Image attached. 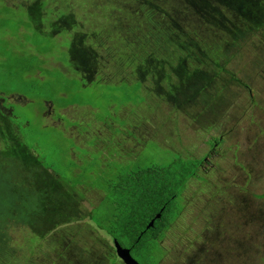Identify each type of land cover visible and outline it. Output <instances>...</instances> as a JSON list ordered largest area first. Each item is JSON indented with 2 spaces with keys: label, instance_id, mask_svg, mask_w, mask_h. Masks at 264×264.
Here are the masks:
<instances>
[{
  "label": "rangeland",
  "instance_id": "374dc122",
  "mask_svg": "<svg viewBox=\"0 0 264 264\" xmlns=\"http://www.w3.org/2000/svg\"><path fill=\"white\" fill-rule=\"evenodd\" d=\"M230 1L235 9L226 0H195L196 8L185 0H0V12L3 3L12 8L0 15V90L11 92L0 95L3 122L41 163L0 155L1 196L16 192L8 209L21 211L23 223L7 239L0 228V264H15L20 253V264H124L112 260L106 230L123 214L110 200L127 199L121 187L137 170L181 165L176 154L203 157L198 176L183 186V207L167 230L143 236L131 257L141 264H264V0ZM37 14L50 42L33 27L9 35L16 20L26 28ZM68 40L76 54L61 46L70 54L65 66L60 59L68 53L57 44ZM81 50L95 52L87 68ZM148 51L158 56L157 75L153 66L143 72L133 64ZM29 55L33 62L46 57L50 71L84 79L72 85L85 87L62 95L41 77L33 81L47 87L28 100L35 89L19 79L26 74L19 62ZM141 78L142 97L124 84ZM45 100L67 105L57 110ZM55 174L63 183L57 187Z\"/></svg>",
  "mask_w": 264,
  "mask_h": 264
},
{
  "label": "trees",
  "instance_id": "16d2710c",
  "mask_svg": "<svg viewBox=\"0 0 264 264\" xmlns=\"http://www.w3.org/2000/svg\"><path fill=\"white\" fill-rule=\"evenodd\" d=\"M218 1H220V0H218ZM185 2L194 8H196V6H197V3L195 2V0L194 1L193 0H185ZM226 3H227V5L230 6L231 9H235L234 5L232 4V2L230 0H226ZM243 4H244V2H243ZM3 6L4 7L1 8L2 12H0V15L7 14L9 9H12L6 3H3ZM246 9L247 8L244 5V9L241 11V13L244 14ZM39 17H40V14H37L35 17H31L32 20L34 19L35 21H32L30 17H27V18H29L28 21H32V22L29 23L26 28H24V26H23L25 20H16V24H15V26L12 27L11 33L9 35L13 36V34H17V33L20 34L24 30L25 31H28V30L32 31L30 29V27H33V31H34L33 33L37 34L38 36H41V38L43 37V38L47 39V41L50 42L52 38L50 36L46 35L45 34L46 31L43 28H40V26H39V21H38ZM255 21H257V20H255ZM260 26L261 25H259L258 28ZM28 41H31V34H27L25 37L26 44H28ZM68 42H69V40H68ZM74 44H75V40H73L71 42V47H70V49L73 51L75 49ZM163 44L166 45V41L163 42ZM30 45L33 47L34 50L40 51L42 53H46V51H52V46L50 48L47 47V48L42 49V48H40V43H38V42H31ZM57 46H58L59 53L63 52V51H66V52L68 51V50L61 48V46H65L67 49H69L67 42H62L61 44H57ZM170 46H175V47L180 48L181 44L171 42ZM42 50H44V51H42ZM2 54H3V52H2ZM94 54H95V52L93 53V56L89 55L91 57V59L89 58V63H91V64L93 63L94 58H95ZM32 55H34V54H32ZM32 55L23 57L21 59L23 61L19 62V64L21 65L20 67L25 68V69H23L22 74L26 73L25 76H19V79H23L25 81V87L26 88L34 87V89H35V90L30 89V91L33 92L32 93L33 98L32 97L28 98V96L26 97L25 95L23 97L27 98L30 101H33V100L38 99L40 97L39 92L42 91L45 87H47V85H45V84H38L37 83V81L38 82L43 81L41 77H43V78L45 77V79L51 78V82L48 85V87L52 90H55L56 86L61 87L62 90H60V91H63L62 95H66V94L70 95L72 93H76V91H79V89H81V87H85V86H82L81 85L82 83L80 84L79 82H78L80 84L79 86H78V84L72 85V82L76 79L82 80V81L84 80L81 78L78 79L77 77H75V78L69 77V78H73V79H71V82L68 85L65 84V82L69 81L70 79L68 77H66L65 75H62V77H61L60 74L54 73L53 70L50 71V68H48L47 65H45L47 63V61L45 59L46 57L43 59L42 57H40V55H38V57H39L38 60L36 62H33V60L37 57L34 58V57H32ZM48 56H51L55 60H57L56 58L58 57L57 54H55L53 56L52 55H48ZM157 57H158L157 55L152 54L148 51V52H146V56H144L143 58L140 59V62H138L137 60H134L133 64L141 63L140 66H142V68H140V69H142L143 72H146V69H149L150 66H153V68H150V70L154 71L156 68H159V66H160V64L157 63V59H158ZM60 61L59 62L61 64L66 66V62L70 61V54L68 53V56L63 57L62 60L60 59ZM174 63H176V64L172 65L171 68H173V66L182 65L180 60H178V62L175 61ZM174 63H172V64H174ZM143 65H145V66L143 67ZM217 65H218L217 71L223 70L225 72H228L233 78V74L231 73V71L229 69H227L225 67L224 64L220 65L217 63ZM81 66L83 67V65H81ZM51 68H56V67H51ZM85 68H87V67H85ZM155 74L157 75L156 70H155ZM26 77H27V81H26ZM34 79L37 80L36 83L33 81ZM235 80H237V79H235ZM124 81H126V80H124ZM99 82H101V81L99 80ZM118 84H120V83H118ZM124 84H125V87L131 86V88L133 89V92H135L137 95L142 97V85H143L142 78L137 79V80L133 81L132 83H129L126 81V82H124ZM114 85H116V84H114ZM74 86H77L78 88L77 87L75 88ZM245 86H246V84H245ZM115 88L117 89V86H115ZM10 93L11 92H7L5 90H0V95H2V96L10 95ZM46 101L52 103V105H54L55 109H57L58 107H64L67 105V104H61V102L57 103V105H56V103L52 100H45V102ZM121 103H122V101L119 100L118 104L121 105ZM39 111H40L39 109H38V111L36 109V112H39ZM6 116H7V114H3V112L0 110V137H1L0 141L3 144L4 149H5V150L2 149L0 151V155H3L5 158H8V157L19 158L22 161L27 162L28 167H29V165H32V167H38L39 164L41 165V163L38 160V156L34 155V149L27 146L24 143V141L18 136V134L11 130L10 124H6L5 122H3V118H5ZM12 116L14 118H17V114H13V112H12ZM27 123H29V121H27ZM18 128H19V126H18ZM220 140H221V136H219V135H218V137L212 136L211 141H209V142H211L210 146H213V144H215L216 142H218ZM176 155L180 159V161L182 163L181 165H176L174 163H171L169 168L165 167V166H153V167H149L148 169H144V172L141 170H137L135 173V175H136L135 178L133 177V179H130V181L128 180L127 186L121 187V188L126 189L125 192L128 195L127 199H125V197H124V199L123 198L122 199L116 198L114 200H110V202L112 204H114V207L116 206L115 209H117L118 212L123 214V215L121 216V218L118 217L117 215H115L119 219V222L121 221V223L117 222V224L115 225V228L112 227L111 229L106 230V232L109 235L113 236V238L115 240H117V242L120 246L127 247L129 249L130 255H131L132 250H134V252H135L138 249V247L141 245V243L143 241V236L146 237L149 235V236L153 237V239L154 238L156 239L158 234L161 231L164 233L167 230V228L170 226V224L176 219V217L180 213V209H182V207H183V196H182V193L184 191L183 186H184V188L186 187V184H187L186 181H188L189 178L194 177V176H198L197 175V172H198L197 168L200 166V164L203 163V157H201V158L191 157L192 159L191 158L187 159V158L182 157L180 154H176ZM187 164H190L193 168L191 170H189V167ZM142 172H143V174H142ZM55 175L58 178V180L56 179L53 184L55 187H57L56 183L58 185H61L63 183H62V180L59 179L58 175L57 174H55ZM138 175H141V176H138ZM23 176H25V175L19 174L20 181H21V178ZM26 183H27V177H26ZM65 187H67V186H65ZM178 187H179V190L177 189ZM74 188H75V186H73L71 189L74 190ZM1 191L2 190H0V228H3L4 232L2 233V235L6 236V239H7L6 234H9L13 228H16V229L20 228L19 226H23V223H21L20 220L18 219V217H19L18 214L21 211H19L17 208H15L16 209V211H15L13 207H12L13 209H8V208H10L9 205L12 204V203H10L11 199L12 200L15 199L16 192L13 191V193H10L11 199L7 197V199L5 200L1 196V195H3V192H1ZM129 192L132 195H130ZM29 193H31L30 196H33V192L29 191ZM72 193L69 194V192H68L70 200H72L74 198ZM35 196H37V195H35ZM177 199H180L182 201L178 204V201H176ZM129 201H132L131 205L126 206ZM177 205H180V207L176 208ZM157 214H159V216L155 217ZM153 217H155V220L153 221V225L147 227L149 221ZM132 223H135V225H137V226L136 227L134 226L131 228ZM102 228H103L102 226H99V229H102ZM113 232L115 234H113ZM161 240L162 239H160V242H161ZM112 243H113V247H114V242L112 241ZM147 247H150V246L148 245ZM16 248H17V246H16ZM154 248H155V246H152V249H154ZM111 254L113 256L112 260L115 261V259H114V256H116L115 250H114V253L112 252ZM142 254H143V252H142ZM0 255H2V254H0ZM31 255H32V252H30V256ZM23 258H24L23 253H20L15 264H20L21 261L24 263L26 260L24 261ZM117 258H119V257H117Z\"/></svg>",
  "mask_w": 264,
  "mask_h": 264
},
{
  "label": "water",
  "instance_id": "95a60500",
  "mask_svg": "<svg viewBox=\"0 0 264 264\" xmlns=\"http://www.w3.org/2000/svg\"><path fill=\"white\" fill-rule=\"evenodd\" d=\"M159 214H157L155 217H158ZM153 217L150 221L147 227L153 225V221L155 219ZM114 247L116 248L115 252L116 255L124 262V264H140L137 260L131 257L129 253V249L127 247H122L118 244L117 240L114 239Z\"/></svg>",
  "mask_w": 264,
  "mask_h": 264
},
{
  "label": "flooded vegetation",
  "instance_id": "af4514ba",
  "mask_svg": "<svg viewBox=\"0 0 264 264\" xmlns=\"http://www.w3.org/2000/svg\"><path fill=\"white\" fill-rule=\"evenodd\" d=\"M68 45L71 47V41L69 40V42H68ZM79 51H80V49H79ZM82 51V50H81ZM74 53H75V51H74ZM76 54V53H75ZM89 58L91 59V57L89 56V54H87L85 51L83 52L82 51V57L81 58H79V60H80V62H81V65H85V66H87L88 64H91V63H89ZM85 68V67H84ZM61 109V108H63V107H58L57 108V110L58 109ZM13 109V108H12Z\"/></svg>",
  "mask_w": 264,
  "mask_h": 264
}]
</instances>
